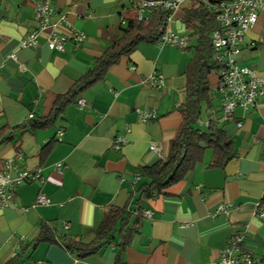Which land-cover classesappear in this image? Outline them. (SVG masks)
<instances>
[{
    "label": "crops",
    "instance_id": "crops-1",
    "mask_svg": "<svg viewBox=\"0 0 264 264\" xmlns=\"http://www.w3.org/2000/svg\"><path fill=\"white\" fill-rule=\"evenodd\" d=\"M44 1L0 0V129L20 126L31 114L48 116L57 96L67 94L94 67L134 15V0H48L55 9L51 26L39 34L35 47H25L23 41L38 28L36 5ZM182 7L169 30L188 34ZM75 31L86 35L78 49L72 41ZM52 33L67 38L64 52L48 48ZM194 44L185 50L140 44L110 67L103 81L84 90L53 127L25 133L18 145L0 147V169L13 161L12 177L40 169L43 180L18 186L17 206L0 210V264H7L23 247L26 258L20 264H218L234 235L248 250L264 255V221L258 216L264 196L262 100L236 109L222 124L236 152L224 169L209 167V153L169 195L144 202L143 217L133 216L126 229L131 238L120 263L115 243L84 259L56 244L34 245L43 222L66 223L72 236L90 243L105 215L130 203L144 182L140 170L159 161L150 147L158 146L168 157L183 122L180 107ZM252 44L257 47L252 49ZM233 58L240 66L264 73V9L246 35L242 52ZM155 74L162 77L163 86L146 87L143 81ZM209 81L214 105L221 110L217 75ZM79 99L86 101L85 108H79ZM138 110L155 112L157 118L142 122ZM117 137L128 140L120 151L114 148ZM58 163L64 165L62 174L55 172ZM39 193L52 205L34 207Z\"/></svg>",
    "mask_w": 264,
    "mask_h": 264
},
{
    "label": "trees",
    "instance_id": "trees-1",
    "mask_svg": "<svg viewBox=\"0 0 264 264\" xmlns=\"http://www.w3.org/2000/svg\"><path fill=\"white\" fill-rule=\"evenodd\" d=\"M186 1L188 3H184L182 7L183 22L190 43L195 42L193 47L196 52L189 61L186 72V99L180 107L183 122L171 141L168 157L140 170L144 182L132 194L130 203L106 214L90 243L72 236L70 228L65 230L66 223L43 222L34 245L56 244L78 259H84L100 254L115 243L120 248L117 256V262L120 263L122 251L128 246L131 238V230L126 229L133 216L143 217L145 201L169 195V190L174 185L195 171L206 153H212L213 156L209 163L210 168L224 169L236 157L233 141L222 126V110L214 105L215 97L209 81L212 74L218 76L226 67L214 59L212 33L218 28V24L214 14L201 0ZM209 1L218 3L225 0ZM168 15L169 12L158 9L148 20L140 21L134 12V15L126 20L125 26L120 28L119 38L105 49L94 67L67 94L57 96L48 116H33L20 126H5L0 129V147L10 142L18 145L20 136L25 133H35L53 127L65 114L67 107L76 103L84 90L103 81L109 68L116 65L123 56H130L142 43L159 45L167 30ZM51 143L45 146L44 150H47ZM260 207H264V196L259 202ZM25 252L23 247L7 264H20L26 258Z\"/></svg>",
    "mask_w": 264,
    "mask_h": 264
},
{
    "label": "built area",
    "instance_id": "built-area-1",
    "mask_svg": "<svg viewBox=\"0 0 264 264\" xmlns=\"http://www.w3.org/2000/svg\"><path fill=\"white\" fill-rule=\"evenodd\" d=\"M206 7L214 14L218 28L212 33L214 48V59L225 64L224 70L217 76V93L221 96V110L223 121H229L238 108H249L256 105L258 100L264 101V73H260L253 68L240 66L234 60V56L243 50V42L246 35L257 24L261 11L264 9V0H225L218 3H211L209 0H201ZM186 0H134L132 9L136 13L138 20H148L151 14L158 9L169 12L167 18V30L159 45H169L182 50L189 48L190 40L187 34L174 33L169 30L175 19L176 12L180 10ZM55 14V9L50 1L40 2L35 8V20L38 28L27 36L23 41L25 47H35L38 43L39 34L51 26V17ZM66 25H69L66 17L62 18ZM125 24V22H124ZM86 40L84 32L75 31L72 35L74 48L78 49ZM67 38L57 33H52L47 41L51 51L64 52ZM256 48L255 44L251 45ZM13 59L16 55L11 56ZM149 88H160L163 86V79L160 75H152L143 81ZM80 109L85 108L86 101L78 100ZM142 122H148L157 118L155 112L147 110L137 111ZM34 115H30L29 119ZM127 132L129 129L127 128ZM63 130L57 133V139L61 141ZM128 143L124 137H117L114 140V148L120 151ZM150 150L155 153L159 160H164V155L156 145H152ZM13 161L8 162L4 169H0V210L15 208L16 192L18 186L25 183H35L42 180L40 169L34 171H20L17 176L12 177L10 169L15 168ZM64 165L58 163L55 172L62 174ZM52 205L51 199L44 193H39L36 197L34 207H48ZM224 209V208H222ZM145 216H150L149 212ZM258 216L264 221V207L259 208ZM65 230L69 225H64ZM218 264H264V255L258 256L248 250L244 240L239 236H232L221 252Z\"/></svg>",
    "mask_w": 264,
    "mask_h": 264
},
{
    "label": "rangeland",
    "instance_id": "rangeland-1",
    "mask_svg": "<svg viewBox=\"0 0 264 264\" xmlns=\"http://www.w3.org/2000/svg\"><path fill=\"white\" fill-rule=\"evenodd\" d=\"M208 154H209V153H206L204 157H207Z\"/></svg>",
    "mask_w": 264,
    "mask_h": 264
}]
</instances>
